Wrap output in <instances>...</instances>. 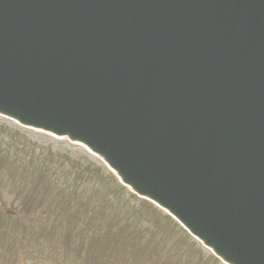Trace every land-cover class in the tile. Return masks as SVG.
Wrapping results in <instances>:
<instances>
[{"label":"water","instance_id":"95a60500","mask_svg":"<svg viewBox=\"0 0 264 264\" xmlns=\"http://www.w3.org/2000/svg\"><path fill=\"white\" fill-rule=\"evenodd\" d=\"M0 113L264 264V0H0Z\"/></svg>","mask_w":264,"mask_h":264},{"label":"rangeland","instance_id":"374dc122","mask_svg":"<svg viewBox=\"0 0 264 264\" xmlns=\"http://www.w3.org/2000/svg\"><path fill=\"white\" fill-rule=\"evenodd\" d=\"M17 132L30 141L9 148ZM0 144V264H209L208 249L80 144L3 117Z\"/></svg>","mask_w":264,"mask_h":264}]
</instances>
